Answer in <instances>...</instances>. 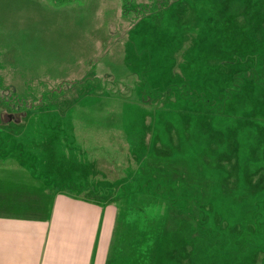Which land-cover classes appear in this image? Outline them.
Returning <instances> with one entry per match:
<instances>
[{
  "label": "rangeland",
  "instance_id": "rangeland-1",
  "mask_svg": "<svg viewBox=\"0 0 264 264\" xmlns=\"http://www.w3.org/2000/svg\"><path fill=\"white\" fill-rule=\"evenodd\" d=\"M154 1L0 0V160L111 210L105 264H264V0Z\"/></svg>",
  "mask_w": 264,
  "mask_h": 264
},
{
  "label": "crops",
  "instance_id": "crops-1",
  "mask_svg": "<svg viewBox=\"0 0 264 264\" xmlns=\"http://www.w3.org/2000/svg\"><path fill=\"white\" fill-rule=\"evenodd\" d=\"M0 163V264H105L111 210L62 195L38 199L27 170Z\"/></svg>",
  "mask_w": 264,
  "mask_h": 264
},
{
  "label": "trees",
  "instance_id": "trees-1",
  "mask_svg": "<svg viewBox=\"0 0 264 264\" xmlns=\"http://www.w3.org/2000/svg\"><path fill=\"white\" fill-rule=\"evenodd\" d=\"M55 1L62 3L63 1H70V0H55ZM176 1L177 0H155L149 8L142 6L140 11H143L142 12L143 14H148L151 11V9L158 10V6H160L161 10H164ZM5 142L10 144L11 140L6 139Z\"/></svg>",
  "mask_w": 264,
  "mask_h": 264
},
{
  "label": "flooded vegetation",
  "instance_id": "flooded-vegetation-1",
  "mask_svg": "<svg viewBox=\"0 0 264 264\" xmlns=\"http://www.w3.org/2000/svg\"><path fill=\"white\" fill-rule=\"evenodd\" d=\"M0 84H1V82H0ZM0 99L2 100L3 97L0 96ZM17 103H18V102H17ZM18 107H19V106H18ZM18 107H17V105H16V108L14 109L15 112L12 111V113H5V115H2L3 118H4V119H3L4 122L8 123V122L6 121L7 118H5V117H6V114H8V115H12L11 118H10V119H11L10 121L14 120V115H17V114L19 115ZM12 110H13V109H12ZM16 110H17V111H16ZM7 120H8V119H7ZM12 122H13V121H12Z\"/></svg>",
  "mask_w": 264,
  "mask_h": 264
},
{
  "label": "water",
  "instance_id": "water-1",
  "mask_svg": "<svg viewBox=\"0 0 264 264\" xmlns=\"http://www.w3.org/2000/svg\"><path fill=\"white\" fill-rule=\"evenodd\" d=\"M20 115H22V116H20ZM11 116L12 115H8V114H6V118L8 119V121H10L11 119ZM25 116V114H17V115H14V120H13V122L14 123H18L19 121H20V119H21V117H24Z\"/></svg>",
  "mask_w": 264,
  "mask_h": 264
}]
</instances>
